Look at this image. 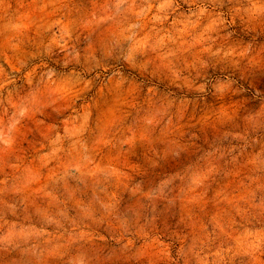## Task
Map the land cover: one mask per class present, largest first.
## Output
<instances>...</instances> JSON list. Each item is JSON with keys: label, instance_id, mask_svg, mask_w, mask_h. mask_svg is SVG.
Here are the masks:
<instances>
[{"label": "clouds", "instance_id": "clouds-1", "mask_svg": "<svg viewBox=\"0 0 264 264\" xmlns=\"http://www.w3.org/2000/svg\"><path fill=\"white\" fill-rule=\"evenodd\" d=\"M0 264H264V0H0Z\"/></svg>", "mask_w": 264, "mask_h": 264}]
</instances>
